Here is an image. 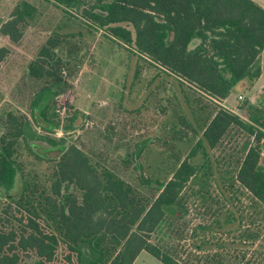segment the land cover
<instances>
[{"label":"trees","instance_id":"1","mask_svg":"<svg viewBox=\"0 0 264 264\" xmlns=\"http://www.w3.org/2000/svg\"><path fill=\"white\" fill-rule=\"evenodd\" d=\"M51 1L175 77L193 98V121L177 112L171 147L161 148L167 156L146 173L147 140L111 153L69 141L84 114H59L56 97L69 86L61 67L71 52L61 47L74 35L53 31L27 67L41 81L28 113H0V264H132L141 251L163 264H264V107L247 104L240 115L221 104L260 76L264 8L253 0ZM36 14L18 3L0 33L18 42ZM8 52L0 46V61ZM184 139L191 146L181 155L175 141ZM224 139L235 148L215 155Z\"/></svg>","mask_w":264,"mask_h":264},{"label":"rangeland","instance_id":"2","mask_svg":"<svg viewBox=\"0 0 264 264\" xmlns=\"http://www.w3.org/2000/svg\"><path fill=\"white\" fill-rule=\"evenodd\" d=\"M22 1L34 5L37 14L18 42L0 33V46L9 50L0 61V113L6 109L28 113L30 99L41 86L40 80L27 75L28 64L53 31L72 34L66 36L61 47L63 53L70 50L71 57L65 56L67 61L59 53L63 56L61 76L69 86L56 97V108L59 114L79 110L84 115L67 139L78 146L83 144L91 153H111L147 140L142 172L158 171L167 156L161 153L162 146L171 147L167 138L177 112L182 111L193 121V98L186 95L175 77L139 60L119 41L107 37L104 29L87 25L76 13L68 16L51 0H0V25ZM261 56L263 76L255 80V89L254 84L251 89H246L244 82L238 84L221 103L226 109L242 115V107L247 104L264 107V87L258 88L264 84V51ZM136 68L139 71L135 76ZM190 146L188 140H176L174 149L186 155ZM232 147L235 143L224 139L212 152L220 156ZM3 204L5 200L0 199V208ZM196 205L191 199L189 224L196 223L200 216Z\"/></svg>","mask_w":264,"mask_h":264},{"label":"crops","instance_id":"3","mask_svg":"<svg viewBox=\"0 0 264 264\" xmlns=\"http://www.w3.org/2000/svg\"><path fill=\"white\" fill-rule=\"evenodd\" d=\"M253 1L255 3H257L258 5H260L262 8H264V0H253ZM263 51H264V49L262 50V53H263ZM262 53H261V55H262ZM261 55H260L261 73H260V76L258 78H261L263 76V65H262V60H261L262 56ZM262 87H264V84L259 86L258 88H262ZM252 88L255 89V83H254V87H252ZM132 264H163V263L161 261H159L158 259H156L155 257H153L148 252L141 251L138 254V256L135 258V260L133 261Z\"/></svg>","mask_w":264,"mask_h":264},{"label":"built area","instance_id":"4","mask_svg":"<svg viewBox=\"0 0 264 264\" xmlns=\"http://www.w3.org/2000/svg\"><path fill=\"white\" fill-rule=\"evenodd\" d=\"M239 98H242V96L239 95ZM61 113H64V110L61 112ZM60 133V132H59ZM61 134V133H60Z\"/></svg>","mask_w":264,"mask_h":264}]
</instances>
